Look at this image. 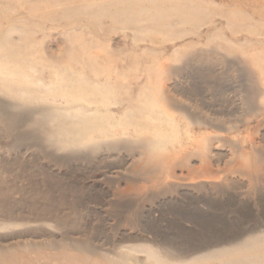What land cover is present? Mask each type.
Instances as JSON below:
<instances>
[{"label":"rangeland","instance_id":"374dc122","mask_svg":"<svg viewBox=\"0 0 264 264\" xmlns=\"http://www.w3.org/2000/svg\"><path fill=\"white\" fill-rule=\"evenodd\" d=\"M235 257L264 262V0H0V264Z\"/></svg>","mask_w":264,"mask_h":264},{"label":"bare ground","instance_id":"6f19581e","mask_svg":"<svg viewBox=\"0 0 264 264\" xmlns=\"http://www.w3.org/2000/svg\"><path fill=\"white\" fill-rule=\"evenodd\" d=\"M146 163V162H145ZM208 163H210V162H208ZM202 173V172H201ZM205 173H210V174H213L212 173V170L210 169V168H208V169H206L205 170ZM216 176V175H215ZM197 177H199V176H197ZM205 178V177H204ZM209 178V177H208ZM214 178V177H213ZM213 178H211V179H213ZM221 182H223V181H221V180H202V181H200L199 180V182H198V184H195L196 186H199L200 187V185H209V184H211L212 186H214V187H218L219 185H220V183ZM188 186V185H187ZM205 235V234H204ZM220 236H219V234H217V233H214L213 234V236L211 235V236H208V241H210V242H212V240L213 239H215V240H221L222 238H219ZM227 253H229V250L228 251H226V250H223L222 251V254L223 255H226ZM153 254V253H152ZM203 257H206V258H216V253H210V254H204L203 255ZM243 258H244V261H245V256H243ZM235 260H237V262H238V264H241L242 262H243V259H238L237 257H235ZM246 262V261H245ZM253 264H264V262L263 261H261V260H255L254 261V263Z\"/></svg>","mask_w":264,"mask_h":264}]
</instances>
